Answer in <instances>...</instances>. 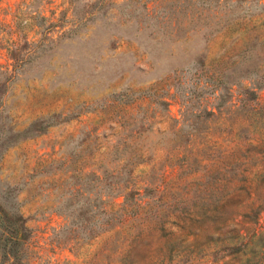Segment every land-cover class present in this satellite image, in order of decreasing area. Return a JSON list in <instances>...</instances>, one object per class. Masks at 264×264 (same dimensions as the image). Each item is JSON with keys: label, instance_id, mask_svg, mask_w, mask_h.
Wrapping results in <instances>:
<instances>
[{"label": "rangeland", "instance_id": "rangeland-1", "mask_svg": "<svg viewBox=\"0 0 264 264\" xmlns=\"http://www.w3.org/2000/svg\"><path fill=\"white\" fill-rule=\"evenodd\" d=\"M187 2L0 0V208L25 219L22 260L209 264L201 242L188 240L186 210L229 190L215 185L218 168L234 182L256 168L264 119L249 106L264 103V84L243 100L235 84L217 96L198 87V101L214 114L189 139L178 129L181 104L171 84H189L200 54L203 76L249 53L264 64V0ZM217 20L231 22L207 33L204 23ZM33 121L38 131L13 137ZM123 163L139 193L135 211L90 238L74 236L86 221L74 216L80 207L95 208L88 220L101 225L103 170L118 172ZM112 200L116 206L121 196ZM254 226L264 227V209ZM224 260L231 262L213 264Z\"/></svg>", "mask_w": 264, "mask_h": 264}, {"label": "trees", "instance_id": "trees-1", "mask_svg": "<svg viewBox=\"0 0 264 264\" xmlns=\"http://www.w3.org/2000/svg\"><path fill=\"white\" fill-rule=\"evenodd\" d=\"M186 1L191 4L195 0ZM261 6L264 9V4H261ZM259 10H252L249 15H253ZM194 12L195 10L191 7L190 15ZM190 18L188 20L191 22ZM229 22L231 21L217 20L215 26H208L205 22L204 27L206 32L212 35ZM194 25V22H192L189 29L194 30L196 28ZM244 54L245 48L240 50L237 56H243ZM201 55L196 57L198 65L195 68L196 70L200 69V72L194 71L196 75L189 80V84L187 81V86L182 87L180 81L171 84L174 92L178 93L181 104V121L178 129L183 128L186 139L202 133L207 124L206 117L214 114L212 108H207L206 105L198 101L202 88L209 87L210 92H216L217 96L223 91L228 93L229 87L235 84L240 93L239 100H243L242 94L254 98L255 89L264 84V64L250 59V53L244 60L240 57V59L234 61H224L227 63L225 64L226 67H217L215 75L211 72L206 76L202 75L204 60ZM243 79H246L247 83L242 82ZM198 87H201V89ZM221 101H214L212 107L217 109ZM249 110L261 120L264 119V103L251 105ZM37 122L33 121L20 130H14L13 137L15 138L20 133L25 135L32 131H38L41 127ZM36 126L39 128H35ZM254 154L258 156L256 168L242 172L241 182H234L232 181L233 178H227L222 170L218 168L217 171L221 176L218 175L214 183L217 186H221L223 182L228 183L231 185L229 190L221 193L214 203H210L207 198H204L205 201L198 208L193 206L189 208L188 206L186 210L184 223H187L190 232L188 240L196 243H198L196 240L201 242L204 249L203 254L209 264L217 262L222 257L231 259L229 264H264V227L256 228L254 226L259 212L264 209V147L257 149ZM193 158L195 159L194 155ZM123 166L124 169L118 172L103 170L108 178L105 195L108 203L107 206L101 209L103 218L100 226L94 220H88L96 213L95 208L88 212L90 208L86 206L84 208L80 207L75 213L73 210L69 212L74 213L75 217L85 215L86 219L85 222L79 223L83 230L74 232V236L83 237L85 235V237L90 238L119 221L123 211L130 213L135 211L136 199L139 193L135 187L129 184V175L132 169L126 167L125 163H123ZM92 174L94 175L93 171ZM249 174L255 175L256 183L254 185H251L254 179L248 176ZM96 176L94 175V177ZM259 185H262V187L259 188ZM147 187L146 184L143 185L142 194H147ZM244 192L245 196L244 194L242 196ZM116 195H120L121 200L115 206L112 199ZM97 197V193L94 192L92 200L94 201ZM88 198L86 197V199ZM176 216L178 215L176 214ZM24 220L20 213H9L0 208V264H29L28 261L22 260L23 252H21L23 242L28 236V228L25 226ZM191 260L192 258H190L189 264H191ZM223 264H228V262L224 260Z\"/></svg>", "mask_w": 264, "mask_h": 264}]
</instances>
